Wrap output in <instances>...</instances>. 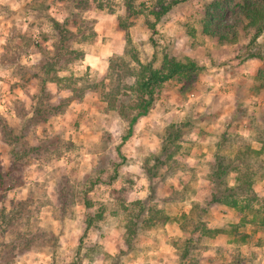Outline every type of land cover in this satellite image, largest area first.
<instances>
[{"label": "rangeland", "instance_id": "374dc122", "mask_svg": "<svg viewBox=\"0 0 264 264\" xmlns=\"http://www.w3.org/2000/svg\"><path fill=\"white\" fill-rule=\"evenodd\" d=\"M125 1L0 0V209L19 219L0 225V264H264V223L254 215L242 222L245 212L210 202L217 190L227 195L226 187L236 186L231 171L222 177L226 186L212 184V157L239 167L255 162L234 160L240 142L261 148L254 127L264 131V89L255 78L264 62L245 58L242 36L227 45L203 35L202 12L210 0H186L158 21L150 14L159 11L157 0H132L130 10ZM237 3L228 0V19ZM126 18L130 45L118 30ZM257 43L263 50L264 34ZM164 53L199 70L187 82L174 77L157 88L155 106L130 134L136 112L125 109L120 117L108 110L100 85L64 113L49 112V105L71 95L67 84L98 83L110 57L137 70V61L157 67ZM124 81L133 84L132 77ZM124 94V104L136 97L132 90ZM171 124L182 127L186 141L171 160L182 162L177 169L154 166ZM222 137L227 144L216 151ZM260 164L264 168V159ZM257 172L252 193L264 213V170ZM137 202L171 219L149 227L142 214L125 247ZM223 223L242 227L231 235H202Z\"/></svg>", "mask_w": 264, "mask_h": 264}, {"label": "trees", "instance_id": "16d2710c", "mask_svg": "<svg viewBox=\"0 0 264 264\" xmlns=\"http://www.w3.org/2000/svg\"><path fill=\"white\" fill-rule=\"evenodd\" d=\"M157 6L159 11H150V14L155 17V21L162 18L167 14L174 6L179 3H182L186 0H157ZM132 0H126L124 2V8L131 9ZM228 6V0H210L204 6L203 21H202V33L204 36L209 37L215 40L219 44H236L240 37H244L248 40L247 45L243 48L245 52L246 59H255L259 62H264V49L262 50V45L257 43L258 38L264 34V0H238L236 4L237 11L234 13V17L228 19L226 17V8ZM103 6L99 5L98 9H102ZM130 14V12H129ZM127 21V18L124 21L119 23L118 30L123 34V40L126 41L128 45L131 44V38L128 31V27L124 22ZM55 26L59 27V24L55 22ZM152 33H156L154 29V24L149 25ZM58 31L61 32L60 28ZM131 54L133 60L136 61L137 57L134 56V49L131 48ZM79 56L77 52L71 51L69 56ZM65 56L60 54L56 57L59 61ZM138 69H130V65H126L122 61H117L113 57H110L107 61V70L103 75H99L98 83H90L87 79L85 81L79 82V86L76 88H71L70 83L67 84L71 95L59 99L49 105L48 110L50 113H64L66 108L73 102H81L83 98L90 92H96L100 87L105 88L101 92L102 100L107 104V109L110 111H116L120 117H124L125 109L135 111L134 115H131L128 125V134L131 132V128L136 124V122L143 116H145L156 103V89L159 88L163 83L169 81L174 77L181 78L183 77L185 81H189L191 74L199 70V67L193 61L180 62L176 58L171 57L168 53L162 54L161 61L157 67L148 63L147 65L139 64L137 61ZM128 77L133 78V84L131 86L127 85L124 81ZM52 81L54 78H50ZM55 80V79H54ZM60 80V79H59ZM256 82L261 85V90L264 89V63L258 70V73L255 78ZM106 81V82H105ZM45 83V80L43 81ZM258 89V90H260ZM125 90H132L136 97L132 99L129 103L124 104L121 101L122 96ZM257 90V91H258ZM246 114L244 110L243 115ZM255 135L257 140L261 144L259 150H253L250 147V142H240L235 152V159L239 157H244L246 159L253 157L255 162L253 164L248 161L245 163L241 162L239 167L232 166L230 164H224L221 157L217 155L212 157L210 163L212 174L210 175L212 184L226 186V180L222 178L227 174V171H231L235 176L236 186L226 187L227 195L223 194L219 190L211 195V201L213 203L225 204L236 212L245 214L242 216V222H252L250 219L251 215H254L255 219L263 224L264 222V213H260L263 209L255 208L256 202H261L259 197L252 193V186L256 181V176L260 172H257L258 168H264L260 164V160L264 159V131H262L257 125L254 127ZM227 138L222 137L219 144H217L218 151L225 143L227 144ZM184 131L182 127L171 124L167 127L164 136L161 137L160 143V152L157 157H154L156 166L157 163L165 166L168 163L171 168L177 169L180 168L182 162H171L172 158L176 156L182 149V146L185 144ZM230 146V145H229ZM231 147V146H230ZM229 148V147H228ZM230 149V148H229ZM180 156L182 160L187 158L188 153L187 149L185 152L181 153ZM169 167V168H170ZM149 177L151 181H156L155 175L151 173L152 171L148 169ZM227 176V175H226ZM2 183L0 182V185ZM217 194H221L218 197ZM258 202V204H259ZM264 206V200L262 202ZM86 204V203H85ZM88 204V203H87ZM137 205H140L138 213L133 214L132 218H129L128 224L125 226V238L124 245L125 247H130L132 240L135 238L137 229H138V218L142 214H145L147 217L143 219V224L149 227L155 226L156 223H159L161 226H165L171 219L170 216L164 214L162 211H159L156 207H146L144 202H137ZM88 209V207H87ZM183 219H187L186 215L183 214ZM19 219L15 217L8 216L4 214V211L0 209V225L4 228L13 225ZM190 222H192L190 220ZM92 224V219L88 217L87 225ZM187 224V223H186ZM186 224L180 225L183 229L186 227ZM242 227L240 225L234 224H219L214 230L206 229V231L201 232L205 237H211L212 235L217 234H229L236 233L237 229ZM88 228V226H87ZM247 235H243L241 241L246 242ZM22 238V239H21ZM20 240H23L25 243L28 240H25L24 237H20Z\"/></svg>", "mask_w": 264, "mask_h": 264}]
</instances>
